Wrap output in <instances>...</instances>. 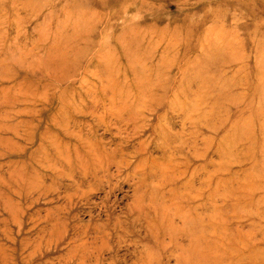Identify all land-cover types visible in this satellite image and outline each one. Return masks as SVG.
Masks as SVG:
<instances>
[{
  "label": "rangeland",
  "instance_id": "obj_1",
  "mask_svg": "<svg viewBox=\"0 0 264 264\" xmlns=\"http://www.w3.org/2000/svg\"><path fill=\"white\" fill-rule=\"evenodd\" d=\"M0 264H264V0H0Z\"/></svg>",
  "mask_w": 264,
  "mask_h": 264
}]
</instances>
